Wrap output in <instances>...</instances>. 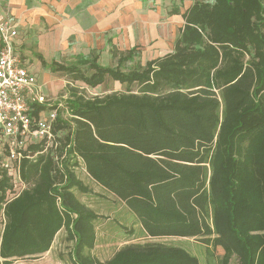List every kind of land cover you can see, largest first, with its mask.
<instances>
[{"label":"trees","instance_id":"16d2710c","mask_svg":"<svg viewBox=\"0 0 264 264\" xmlns=\"http://www.w3.org/2000/svg\"><path fill=\"white\" fill-rule=\"evenodd\" d=\"M183 18L174 51L145 66L122 69L136 50L117 67L97 58L82 60L87 70L50 66L72 83L95 88L111 78L130 90L87 99L72 88V117L59 114L55 127L68 130L59 187L44 157L25 163L23 179L34 184L18 197L7 201L0 180V264L48 252L62 229L73 264H201L184 248L154 241L126 245L106 262L89 254L99 216L74 193L88 191L69 165L74 159L150 240L195 238L221 264L234 256L264 264V0L195 1Z\"/></svg>","mask_w":264,"mask_h":264},{"label":"crops","instance_id":"0c3cea01","mask_svg":"<svg viewBox=\"0 0 264 264\" xmlns=\"http://www.w3.org/2000/svg\"><path fill=\"white\" fill-rule=\"evenodd\" d=\"M193 4L191 0H0V18H9L18 33L11 40L34 77L37 94L54 104L47 108L35 103L34 112L47 115L58 109L67 120L71 98L53 100L57 85L53 77L59 74L51 70L53 63L87 70L81 66L82 60L97 58L101 66L117 67L121 57L136 50L134 59L125 62L122 69L129 70L142 56L145 66L174 51L185 24L183 14ZM2 46L0 36V49ZM101 55L112 57L116 65L102 63ZM32 59L36 60L33 67Z\"/></svg>","mask_w":264,"mask_h":264},{"label":"rangeland","instance_id":"374dc122","mask_svg":"<svg viewBox=\"0 0 264 264\" xmlns=\"http://www.w3.org/2000/svg\"><path fill=\"white\" fill-rule=\"evenodd\" d=\"M192 2L201 1L207 3H213L214 0H191ZM178 35V34H177ZM27 53V52H26ZM25 51L22 50L25 59H29ZM101 61L104 64L116 65V61L108 55H101ZM251 57V56H250ZM250 57L246 56L245 61H248ZM24 59V58H23ZM140 61L136 60V63L130 65L131 68H138L139 63L143 66L146 62V58L143 56ZM36 60L32 59L30 65L33 67ZM38 73L40 70L37 71ZM53 80L57 82L56 93L53 95L54 99H60L63 96L70 97L71 90L74 88L78 95H82L87 99H92L95 97H103L108 94L113 93H126L130 88L125 84H120L108 79L104 84L97 88H91L85 86L82 82H70L66 75L57 74V77H53ZM42 82V81H41ZM138 87H133L132 90L137 91ZM53 89L49 88L50 93ZM62 96V97H61ZM71 116L68 115V119ZM68 134V130H64L58 133L57 146L48 148L44 154L40 152L36 153L33 158L23 159L19 164V175L23 180L24 189L31 188L34 184V180L26 181L23 179V175L26 171V162L33 163L34 161L44 157L46 159L51 158L54 162V173L56 177V186L59 187L63 181L60 175L64 173L65 167L68 159L67 153L61 150V143L64 141V137ZM41 149V148H40ZM43 150V149H42ZM78 162L76 167L74 164ZM76 172L78 178L87 186L88 191L82 192L78 189H74V193L77 198L84 203L87 207L93 210L99 217L96 220V230H97V242L96 246L89 254L99 259L102 262H106L111 259L115 253L122 247L129 244H144L149 241L166 243L168 245L179 246L186 249L189 253L196 256L201 264H221V259L216 257L215 251L211 247L200 243L195 238H166V239H156L150 240L147 238L143 232L141 225L136 220V217L129 211L126 205L120 201L116 196L111 194L108 190L100 186L97 182L91 179L85 171L81 161L74 159L69 164ZM2 180V179H0ZM5 182H7V197L14 195L15 185H13V179L11 177H5ZM65 180V179H64ZM18 181V180H17ZM6 203V201H5ZM4 217L2 211L0 210V230L3 227ZM73 250V242L68 240V235L65 229H62L56 236L55 241L51 249L38 256L37 258H25L16 259L13 264H73L70 254ZM214 255H210V252ZM218 255L222 252L217 250ZM220 254V255H221ZM230 264H239L238 258L234 256Z\"/></svg>","mask_w":264,"mask_h":264},{"label":"built area","instance_id":"2783aa9c","mask_svg":"<svg viewBox=\"0 0 264 264\" xmlns=\"http://www.w3.org/2000/svg\"><path fill=\"white\" fill-rule=\"evenodd\" d=\"M17 35L10 19L0 18L3 40L0 49V179L11 177L15 185L14 195L8 194L7 201L24 190L19 175L20 162L33 158L37 152L44 154L48 148L59 144L55 133L59 110H51L47 115L34 112L35 103L47 108H53L54 104L46 103V99L37 94L34 77L11 40ZM32 146L41 149L33 151Z\"/></svg>","mask_w":264,"mask_h":264}]
</instances>
